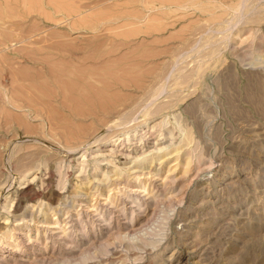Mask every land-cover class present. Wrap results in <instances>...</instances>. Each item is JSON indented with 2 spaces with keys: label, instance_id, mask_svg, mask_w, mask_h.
<instances>
[{
  "label": "rangeland",
  "instance_id": "1",
  "mask_svg": "<svg viewBox=\"0 0 264 264\" xmlns=\"http://www.w3.org/2000/svg\"><path fill=\"white\" fill-rule=\"evenodd\" d=\"M263 38L264 0H0V256L264 264Z\"/></svg>",
  "mask_w": 264,
  "mask_h": 264
},
{
  "label": "bare ground",
  "instance_id": "2",
  "mask_svg": "<svg viewBox=\"0 0 264 264\" xmlns=\"http://www.w3.org/2000/svg\"><path fill=\"white\" fill-rule=\"evenodd\" d=\"M147 1V0H146ZM241 1H243V4H244V2H246L247 0H241ZM168 2V1H167ZM254 2V1H253ZM171 4V3H170ZM173 4V3H172ZM176 4V3H175ZM180 3H178V5H179ZM241 4V3H240ZM232 5V4H231ZM237 10H235L236 12V14H235V16H237L238 18H243V15H247V13H249V9L250 8H248V7H246V6H243V5H241V6H239V7H237L236 8ZM254 9H255V7H254ZM233 11V10H232ZM253 11V10H252ZM257 13V12H256ZM253 16V15H252ZM258 16V15H257ZM236 17V18H237ZM6 23V22H5ZM250 23V22H249ZM251 25V24H250ZM5 34V33H4ZM259 34H261V33H259ZM257 36H258V34H257ZM261 36V35H260ZM260 36H258V38L260 37ZM263 36V35H262ZM1 38H2V36H1ZM7 38V37H6ZM3 39V38H2ZM259 39H261L262 40V38L260 37ZM264 39V38H263ZM257 40V39H256ZM259 41V40H258ZM255 43H256V41H255ZM7 44V43H6ZM254 45H256V50H263L264 51V40L263 41H259V43H257V44H254ZM255 47V46H254ZM253 47V48H254ZM255 50V51H256ZM30 54V53H29ZM31 54H33V53H31ZM258 55V54H257ZM260 55V54H259ZM40 57V56H39ZM41 58H43V57H41ZM83 58V57H82ZM262 58V57H261ZM59 59V58H58ZM64 59V58H63ZM69 59V58H68ZM40 60V59H39ZM82 60V59H81ZM84 60V59H83ZM66 61V60H65ZM70 61V60H69ZM258 61H260V59H258ZM263 61V60H262ZM56 62H57V60H56ZM63 62H64V60H63ZM63 62H61V63H63ZM65 63V62H64ZM83 64V63H82ZM68 65V64H67ZM70 65V64H69ZM73 65V64H72ZM95 66V65H94ZM60 67V66H59ZM84 67V66H83ZM61 68V67H60ZM62 68H63V66H62ZM76 68H77V65H76ZM79 68V67H78ZM66 70V69H65ZM69 70H71V69H69ZM72 70H73V68H72ZM73 72V71H72ZM81 72V71H80ZM56 73V72H55ZM61 73V72H60ZM65 74V73H64ZM63 74V75H64ZM41 75V74H40ZM57 75H58V73H57ZM67 75V74H66ZM73 75V74H72ZM59 76V75H58ZM71 77V76H70ZM75 77V76H74ZM37 78V77H36ZM38 80V79H37ZM60 80V79H59ZM62 80V79H61ZM81 80V79H80ZM64 81V80H63ZM69 81V80H68ZM43 82H45V79H43ZM53 82H55V81H53ZM30 83V82H29ZM31 84V83H30ZM64 84V83H63ZM65 84H67V82L65 83ZM77 84V83H76ZM55 85H57V84H55ZM61 85V84H60ZM71 85V84H70ZM37 87V86H36ZM50 87V86H49ZM70 87V86H69ZM78 87V86H77ZM33 88V87H32ZM66 88V87H65ZM83 88V87H82ZM7 89V88H6ZM4 90V89H3ZM10 90V89H9ZM54 90V89H53ZM68 90V89H67ZM45 91V90H44ZM66 91V90H65ZM13 92V91H12ZM15 92V91H14ZM23 91H21V93H22ZM40 92V91H39ZM74 92V91H73ZM5 93V92H4ZM7 93V92H6ZM6 93H5V95H6ZM11 93V92H10ZM32 93V92H31ZM41 93H42V91H41ZM46 93V92H45ZM53 93V92H52ZM162 93V92H161ZM8 94V93H7ZM12 94V93H11ZM17 94H19V93H17ZM23 94H24V92H23ZM63 94V93H62ZM160 94V93H159ZM25 95V94H24ZM28 95V94H27ZM44 95V94H43ZM48 95V94H47ZM10 96V95H9ZM8 96V97H9ZM14 96V95H13ZM62 96V95H61ZM5 97V96H4ZM7 97V96H6ZM5 97V98H6ZM12 97V96H11ZM16 97V96H15ZM33 97V96H32ZM47 97V96H46ZM50 97V96H49ZM52 97V96H51ZM77 97V96H76ZM13 98V97H12ZM30 98V97H29ZM41 98V97H40ZM39 98V99H40ZM7 99V98H6ZM10 99V98H9ZM8 99V100H9ZM16 99V98H15ZM23 99V98H22ZM25 99H26V97H25ZM28 99V98H27ZM33 99H35V98H33ZM12 101V100H11ZM28 101V100H27ZM33 101H35V100H33ZM40 101V100H39ZM60 101V100H59ZM65 101V100H64ZM26 102V101H25ZM47 102V101H46ZM5 103H7V101L5 102ZM8 103L9 104H11L10 103V100L8 101ZM43 103V102H42ZM68 103V102H67ZM168 103V102H167ZM29 104V103H28ZM48 104V103H47ZM7 105V104H6ZM160 105V104H159ZM15 106V105H14ZM19 106V105H18ZM30 106V105H29ZM29 106H27V107H29ZM33 106V105H32ZM38 106V105H37ZM21 107H23V106H21ZM34 107V106H33ZM44 108V107H43ZM33 109H35V108H33ZM42 108L40 107V110H41ZM46 109V108H45ZM38 110V109H37ZM60 111V110H59ZM62 111V110H61ZM31 112V111H30ZM42 112V111H41ZM46 112H48V111H46ZM50 112V111H49ZM52 112H53V110H52ZM51 113V112H50ZM48 114V113H47ZM60 114V113H59ZM44 115V114H43ZM52 115V114H51ZM58 115V114H57ZM174 115H175V113H174ZM47 116V115H46ZM51 117V116H50ZM49 117V118H50ZM166 117V116H165ZM176 117V116H175ZM152 118V117H151ZM53 120V119H52ZM8 121V120H7ZM9 122V121H8ZM56 124V123H55ZM59 126V125H58ZM58 132V131H57ZM122 138V137H121ZM118 140V139H117ZM116 140V141H117ZM127 141V140H126ZM131 141V140H130ZM123 142V141H122ZM125 142V141H124ZM131 143V142H130ZM183 148V147H182ZM69 149V148H68ZM176 149V148H175ZM173 150V151H176L175 153H177L176 155H175V159H179L180 157H182L181 155H184V153L182 154V153H180V151H181V148H178V149H176V150ZM188 148H186V150H187ZM162 150V149H161ZM164 150V149H163ZM192 150V149H191ZM90 151V150H89ZM117 151V150H116ZM173 151H171V153L173 152ZM85 152V151H84ZM160 152V151H159ZM184 152V151H183ZM189 152V150L188 151H186V154ZM94 153V152H93ZM118 153H119V151H118ZM129 153V152H128ZM193 153V152H192ZM84 154V153H83ZM86 154V153H85ZM92 154V153H91ZM192 155V154H191ZM85 156V155H84ZM140 156V155H139ZM157 155H152L151 157H144V158H142L139 162L140 163H147V162H150V164L151 163H154L155 162V160H156V158H158L159 159V162H158V165H159V167H158V169L156 170L157 172H156V175H157V173H159V171H160V168H161V166L163 165V163H165V161H166V158H162V157H156ZM168 158H169V156H168ZM99 159V158H98ZM98 159H95L96 161H98ZM132 159V158H131ZM85 160V159H84ZM80 161V160H79ZM138 161V160H137ZM97 163V162H96ZM83 164H81V166H82ZM57 167H58V165H57ZM69 167V166H68ZM97 166H96V164H95V168H96ZM114 167V166H113ZM59 168L60 167H58V170H59ZM135 168V167H134ZM113 169V168H112ZM115 174L114 175H116V176H118V179H119V177L121 176V175H123V176H125V177H130V172H131V168H126L125 166L124 167H119L118 165H116L115 166ZM152 169V168H151ZM114 170V169H113ZM150 170V169H149ZM105 171V170H104ZM143 171V170H142ZM152 171V170H151ZM113 172V171H112ZM149 173H150V171H149ZM154 173H155V171H154ZM64 174H65V172H64ZM136 174V173H135ZM66 175V174H65ZM114 175H113V177H114ZM132 175V174H131ZM62 177V176H61ZM107 178L106 179H110L111 178V176H110V174L108 175V173H107V176H106ZM59 178V177H58ZM173 178V177H172ZM125 179V178H124ZM66 180V179H65ZM103 182H104V180H102ZM102 181H99V182H102ZM121 181V180H120ZM126 181V180H125ZM96 182V181H95ZM62 183V182H61ZM88 183V182H87ZM90 183H91V181H90ZM108 183V182H107ZM111 183H112V181H111ZM72 184V183H71ZM92 184V183H91ZM96 184V183H95ZM103 185V187L104 186H106L105 184L106 183H102ZM113 184V183H112ZM81 185V184H80ZM79 185V186H80ZM94 185V184H93ZM98 185V184H97ZM101 185V184H100ZM166 185V184H165ZM78 186V185H77ZM174 186V185H173ZM92 187V186H91ZM90 187V188H91ZM94 187V186H93ZM97 188H100L101 186H96ZM114 187V186H113ZM160 188H161V186H160ZM164 188V187H163ZM33 189V188H32ZM73 189V188H72ZM101 189V188H100ZM103 189V188H102ZM108 190H109V188H107ZM155 189V188H154ZM159 189V188H158ZM26 191V190H25ZM30 191V190H29ZM69 191V190H68ZM89 191V190H88ZM98 191V190H97ZM106 192V191H105ZM69 193V192H68ZM89 193V192H88ZM74 195H75V197L76 196H83V195H86V194H83V193H74ZM73 195V196H74ZM89 195H91L90 193H89ZM179 196V195H178ZM130 197V196H129ZM177 197V196H176ZM56 198V197H55ZM159 198V197H158ZM21 199V198H20ZM43 199V198H42ZM19 200V199H18ZM132 202L131 203H134L135 204V206L137 207V210H138V208L139 209H141V207H143V205L145 204L143 201H142V199L141 198H139L138 196H136V197H133L132 196ZM20 201V200H19ZM60 201V200H59ZM71 202V201H70ZM147 202V201H146ZM17 204V203H16ZM90 204V203H89ZM47 205H49V204H47ZM46 205V206H47ZM72 205V204H71ZM120 205V204H119ZM118 205V206H119ZM125 205V204H124ZM123 206V205H122ZM131 206V205H130ZM117 207V206H116ZM50 208H52V206L50 207V206H48L44 211H43V215L44 216H46V215H48L49 214V211L50 210H52V209H50ZM72 208V207H71ZM54 209H57L56 207H54ZM98 209V208H97ZM129 209H131V208H129V207H125V206H123V207H120V209H119V211H121V212H123V214H124V216L127 214V211H129ZM58 210H60V209H58ZM132 210V213H133V210L134 209H131ZM136 210V209H135ZM54 211V210H53ZM65 211V210H64ZM105 211V210H104ZM141 211H143V209H141ZM103 211H101V212H99V216L101 217V219L105 222V225H104V227H102L103 228V230H106V233H112V231H114V230H118L119 231V235L118 236H120L119 238H121V239H126L127 238V236H128V232L127 231H130V230H128V228H129V225L130 224H132L131 222L134 220V214H132V215H130V213H129V215L131 216V218L130 219H128L127 218V216L126 217H124L125 219H126V221H123V222H118V221H116V220H114V221H116V222H114L113 220H111L110 218L112 217H110V218H107L103 213H102ZM139 212H140V210H139ZM113 213V212H112ZM111 213V214H112ZM118 213V212H117ZM126 213V214H125ZM109 214V213H108ZM119 214H120V212H119ZM122 214V215H123ZM136 214H137V212H136ZM113 215V214H112ZM30 216V215H29ZM98 216V217H99ZM117 216V215H116ZM119 216V215H118ZM117 216V217H118ZM147 216V215H146ZM21 217V216H20ZM114 217V216H113ZM120 217H121V215H120ZM78 218V217H77ZM90 218V217H89ZM83 219V218H82ZM119 219V218H118ZM99 220V219H98ZM65 221V220H64ZM121 221V220H120ZM88 223V222H87ZM79 224H80V222H79ZM79 224H78V226H79ZM82 225V224H81ZM85 225V224H84ZM113 225V226H112ZM111 226V227H110ZM133 227V226H132ZM131 227V228H132ZM75 228V227H74ZM75 229H77V228H75ZM79 229L80 230H83V227L82 226H80L79 227ZM93 229V228H92ZM137 230V229H136ZM135 230V231H136ZM78 231V230H77ZM84 231V230H83ZM134 231V230H133ZM70 232V231H69ZM82 232V231H81ZM132 232V231H131ZM137 232V231H136ZM66 233V232H65ZM84 233V236H85V238L83 239V245H88V244H90V241H91V239H92V237H94L95 235L94 234H89V233H87V232H82V234ZM114 233H115V231H114ZM118 233V232H117ZM62 234V233H61ZM131 234V233H130ZM65 235V234H64ZM67 237H71L70 235H71V233H70V235H69V233H67ZM106 235V234H105ZM56 236V235H55ZM65 237H66V235H65ZM87 237H88V239H87ZM100 239H102V238H100ZM111 239V238H110ZM144 239V238H143ZM142 240V239H141ZM69 241L72 243V244H75V247L76 246H79V245H81V241H75V240H70L69 239ZM133 241H134V239H133ZM144 241V240H143ZM67 243V242H66ZM93 242H91V244H92ZM69 244V243H68ZM91 244H90V247H91ZM137 244V243H136ZM93 245V244H92ZM138 245V244H137ZM74 246V245H73ZM130 246V245H129ZM131 246H133V244H131ZM45 247V246H44ZM90 247H88L89 249H86L85 248V250L83 249V254H82V256H81V260H83V262H87V261H89V260H91V259H95V258H97L98 257V255H99V250L97 249V247H95V248H90ZM77 249V248H76ZM9 257V256H8ZM6 258V257H5ZM4 257H2V256H0V264H9V261H7L6 259H5ZM35 258H37V257H35ZM41 258H42V256H41ZM43 258H45V257H43ZM11 259V258H10ZM168 259V258H167ZM37 260H40V258H37L35 261H37ZM115 260V259H114ZM23 261V260H22ZM101 261V260H100ZM17 263V262H16ZM15 263V264H16ZM27 263V262H26ZM114 263V262H113ZM22 264V263H21ZM87 264V263H86ZM109 264V263H108Z\"/></svg>",
  "mask_w": 264,
  "mask_h": 264
}]
</instances>
